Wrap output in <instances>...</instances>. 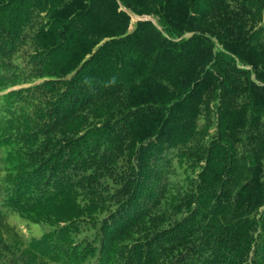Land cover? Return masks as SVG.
Instances as JSON below:
<instances>
[{"label":"trees","instance_id":"16d2710c","mask_svg":"<svg viewBox=\"0 0 264 264\" xmlns=\"http://www.w3.org/2000/svg\"><path fill=\"white\" fill-rule=\"evenodd\" d=\"M0 264H264V0H0Z\"/></svg>","mask_w":264,"mask_h":264},{"label":"rangeland","instance_id":"374dc122","mask_svg":"<svg viewBox=\"0 0 264 264\" xmlns=\"http://www.w3.org/2000/svg\"><path fill=\"white\" fill-rule=\"evenodd\" d=\"M132 21L135 22V21H137V20H136V18L132 17ZM133 22H132V23H133ZM154 22H155V21H154Z\"/></svg>","mask_w":264,"mask_h":264},{"label":"water","instance_id":"95a60500","mask_svg":"<svg viewBox=\"0 0 264 264\" xmlns=\"http://www.w3.org/2000/svg\"><path fill=\"white\" fill-rule=\"evenodd\" d=\"M142 20H150L149 18H143Z\"/></svg>","mask_w":264,"mask_h":264}]
</instances>
